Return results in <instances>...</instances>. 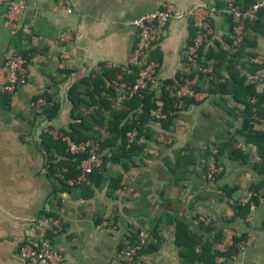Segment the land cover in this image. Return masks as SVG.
Returning <instances> with one entry per match:
<instances>
[{
  "label": "crops",
  "instance_id": "obj_1",
  "mask_svg": "<svg viewBox=\"0 0 264 264\" xmlns=\"http://www.w3.org/2000/svg\"><path fill=\"white\" fill-rule=\"evenodd\" d=\"M8 1L0 0V63L11 51L30 54L31 63L29 81L16 96H0V264H26L18 255L19 247L46 240L64 254L61 264H124L121 252L140 230L150 239L140 257L142 264H189L180 255L183 238L177 240L178 222L200 241L197 251L203 243L209 245L214 264H264L262 161L245 137L241 116L223 112L239 113L241 105L219 96L212 83L209 89L200 83L194 103L178 113L169 142L158 136L162 129L156 122H148L138 142L142 152L138 154L148 161L170 156L184 161L172 171L174 180L171 170L162 169L159 162L158 167H145L129 160L128 167L106 166L98 184L63 187L48 177L42 150L45 129L63 132L70 125L72 86H83L82 108L107 117V111L99 108L95 83L110 102L112 96L104 89L118 91L117 74L136 39L133 19L165 3L186 10L211 0H67L72 15L61 11L59 0H24L29 11L14 35L4 26ZM258 19L255 31L246 34L239 76L262 94L264 67H252L250 73L248 62L251 55L264 54V10ZM31 22L40 38L37 49L31 48L23 32ZM211 26L213 35L204 53L216 57L229 52V20L218 16ZM67 30L74 32V41L64 45L58 36ZM192 35L188 19L173 20L151 52L150 59L159 64L158 84L152 91L156 99L164 84L197 73L182 59ZM37 52L45 56L44 62L37 60ZM40 97L56 108L53 118L33 108ZM255 124V131H264L263 116ZM214 150L223 173L211 183L201 163L209 162ZM237 206L248 209L246 216L237 214ZM55 218H61L64 228L53 235L49 227ZM247 239L250 245L240 249Z\"/></svg>",
  "mask_w": 264,
  "mask_h": 264
},
{
  "label": "built area",
  "instance_id": "obj_2",
  "mask_svg": "<svg viewBox=\"0 0 264 264\" xmlns=\"http://www.w3.org/2000/svg\"><path fill=\"white\" fill-rule=\"evenodd\" d=\"M59 5L65 14H73V9L67 0H59ZM262 10H264V0H249L246 6L238 4L237 0H211L208 4L196 5L186 10H179L172 4L165 3L161 8L133 19L130 24L136 30V39L129 51L126 65L117 74L115 84L118 91L109 98L111 109H118L133 97H142L144 91L152 92L158 84L159 64L152 61L150 55L162 40L171 21L176 19H188L190 21L193 35L182 52L183 63L191 71L207 74V69L199 67V62L203 59L201 50L207 46L212 38L211 24L213 20L218 16L232 20L234 26L231 40L234 49H237L246 37L245 24L257 22ZM28 11V4L24 0H11L5 4L4 26L12 35L18 32ZM36 16L37 12L34 13V19ZM32 27L33 22L27 25L23 32L29 38L31 48L37 49L40 38L33 32ZM58 41L64 45L71 44L74 41V32L72 30L65 31L58 36ZM36 58L39 62L45 61V56L41 52H37ZM1 60L0 96L13 98L19 88L25 86L29 81L31 55L11 51L5 53ZM248 62L255 66L264 67V54L252 56ZM129 75L134 76L132 82L125 80ZM165 90L177 100L191 98L194 95L190 82L182 79L180 81L175 80ZM32 106L43 112L48 106V102L45 98L40 97L32 103ZM149 116L150 121L154 122H162L167 119L161 106L152 110ZM44 133L48 134L54 141L62 143L66 154L72 157L84 156L77 167L80 170L79 175L75 178L66 179L67 185H90V177L96 171L100 173L103 170L104 160L100 140L75 141L60 130L45 129ZM135 137L136 132L134 131L129 135L128 146L133 144ZM209 170L207 176L209 181L222 173L220 168L213 165H210ZM65 172L66 169L62 168L59 172V178L63 179ZM63 228L64 222L61 218H55L51 221L49 231L56 235L63 231ZM250 243L251 239H247L240 245V249L248 247ZM149 244L150 239L147 233L143 230L138 231L134 240L122 250V262L124 264H142L141 253ZM18 255L26 264H61L65 261L64 254L54 249L49 240L43 244L37 243V245L24 243L19 247Z\"/></svg>",
  "mask_w": 264,
  "mask_h": 264
},
{
  "label": "trees",
  "instance_id": "obj_3",
  "mask_svg": "<svg viewBox=\"0 0 264 264\" xmlns=\"http://www.w3.org/2000/svg\"><path fill=\"white\" fill-rule=\"evenodd\" d=\"M238 4L246 6L249 3V0H237ZM263 11V10H262ZM231 24L230 34L232 35L233 22L231 19L227 18ZM259 19L254 24H245L246 34L249 31H255L257 28ZM247 40V37L244 38L241 48L238 50L237 54L231 55L229 52L221 51L218 56H210V52H206L205 48L201 50L202 61L199 62V67L201 68H212V73L210 75H202V73L191 72L189 75H180L176 78L177 81L187 80L192 81V79L197 76L205 80L210 78L214 89L217 94L221 97H229L236 104L241 105L243 109V114L246 122H244L243 130L247 133L245 137L249 144L255 146L258 150V155L262 161L261 168L264 169V131H255L254 123L264 117V91L262 94L256 93L254 86L247 83L246 78H239L238 73H234L235 61L244 58V44ZM230 49L232 48V40L229 42ZM255 56L251 55L250 57ZM249 72L253 73L252 67L263 68L250 64ZM204 66V67H203ZM240 74V73H239ZM114 79V78H113ZM134 76L129 75L125 78L126 81L132 82ZM112 80V79H111ZM173 82L166 83L161 88L162 96L158 99L155 98L154 92H143L142 97H133L129 101L124 103V107L119 109H111L110 102L106 97L101 96L100 89L97 88L98 84L95 83V92L98 96L99 108H102L103 111H107L108 118L105 122V117L102 113H99L98 118H94L93 121L86 120L82 118V124H73L70 126V131H63L65 134H68L75 141L88 140L90 138H95V134H85L81 133V128L86 130H91L92 126L98 124L99 128L107 126L108 133L112 135L111 138H106L102 143V152L107 147H115L113 149L112 159H108V156L103 153L104 167L109 165L110 162L120 163L119 157L127 158L126 161L130 160L135 152L138 150L137 142L145 134V127L150 121V112L159 106L162 107V111L166 114L167 119L162 121L161 128L167 130L171 122L176 118L175 116L184 108L193 104L194 101L191 98H182L177 100L172 98L170 94L165 90L166 87L172 85ZM193 93H198L197 84L191 86ZM109 96H114V92L111 89H104ZM73 92V91H72ZM70 101L73 109L80 107L82 103L81 99H76V97L70 96ZM48 106L45 107V112H48L49 115H46L48 119L53 118L57 110L53 106H50L49 100H47ZM100 112V111H99ZM95 122V124H94ZM136 132V137L131 146L128 148L129 135L132 132ZM99 135L98 131H95ZM42 150L46 157L48 177L56 181L59 185L63 187H70L65 183L66 179L75 178L79 175L80 170H78L79 162L84 158V156L72 157L65 153L64 145L59 141H54L49 135L42 134ZM235 159H240V157H235ZM111 164V163H110ZM127 164V163H126ZM126 166V165H125ZM62 168L66 169V172L63 174V179L59 178V172ZM102 177L99 172H95L91 177V184H98L102 181ZM86 188L87 185H80ZM237 214L244 217L248 213V209L241 208L237 206ZM183 242L179 243L183 247L181 251V256L186 259V263L189 264H214V257L208 253L209 245L204 244L201 246L200 250H196L200 241L196 239L195 235L189 230V227L182 223L178 222L177 224V240H182ZM199 241V242H198ZM200 248V247H199ZM144 250L141 254H144Z\"/></svg>",
  "mask_w": 264,
  "mask_h": 264
},
{
  "label": "rangeland",
  "instance_id": "obj_4",
  "mask_svg": "<svg viewBox=\"0 0 264 264\" xmlns=\"http://www.w3.org/2000/svg\"><path fill=\"white\" fill-rule=\"evenodd\" d=\"M241 48V46L239 47V48H237V49H234V47H233V45H232V48L230 49L231 51H230V56L231 55H235V54H237V52H238V50ZM242 63V60L241 59H239V60H236L235 61V68H234V73H238V75H240L241 73H240V67H241V64ZM249 66V65H248ZM204 67V66H203ZM249 68V67H248ZM203 69H207V74H202V75H210L211 73H212V68H203ZM240 73V74H239ZM239 78H240V76H239ZM210 78H207V79H205V80H202V78H199V77H194L193 79H192V81H190V86H193L194 87V85L195 84H197V89H201V86H200V83H202V82H204L205 83V88L206 89H209V87H210ZM201 85H203V84H201ZM213 86V85H212ZM82 89H83V86L81 87V86H72L71 88H70V91H69V96H73V97H76V99H81L82 100ZM210 89H212V88H210ZM73 92H72V91ZM158 95H160L159 97H161L162 96V93L159 91V93H158ZM195 95V94H194ZM194 95H193V97L192 98H194ZM113 97V96H112ZM84 100H86V99H84ZM122 107H124V106H120L119 108H122ZM110 108H111V103H110ZM118 108V109H119ZM242 108V107H241ZM224 113H226V114H228V116H230V117H232L233 118V115L234 116H236V115H238L239 114V116H241V121H242V123H243V127H244V122H246V120H245V118H244V114H243V109L239 112V113H234V112H225V111H223ZM70 125H68L69 127L66 129V131H70V126L71 125H73V124H76V125H78V124H82V118L84 119H86V120H88V121H90V120H92L93 121V119L94 118H98V116H99V113H102V114H104L103 112H99V111H97V112H93V111H90V109H88V108H82V103L80 104V107H78V108H74L73 109V107H72V105L70 106ZM43 115H49L48 114V112H45L44 111V114ZM94 116V118H91L90 119V116ZM178 115V114H177ZM177 115L175 116L176 118H177ZM107 118H108V114H107V117H106V119H105V122H106V120H107ZM149 122H154V121H149ZM156 123H158V124H160L161 122H156ZM94 124H95V122H94ZM174 123H173V121L171 122V124L169 125V127L167 128V130H163L162 128V132L161 133H159L160 135H158V136H160V137H162V139L164 140L165 139V142L167 141V142H169L170 141V139H169V137L170 136H173L172 135V133L170 132V131H172L171 129H172V127L174 126L173 125ZM161 125V124H160ZM254 125H256L255 123H254ZM171 128V129H170ZM57 130V129H56ZM95 131H98L99 133V135H97L96 134V132ZM166 131V132H165ZM81 133H85V134H89V135H91V134H95L96 136H95V138H93V139H96V140H100L101 141V145H102V143H103V140H105L106 138H111L112 137V135H110L109 133H108V130H107V126H103L102 128H99V125L98 124H96V125H94V126H92V129L90 130H86V129H83L82 130V128H81V131H80ZM153 136V135H152ZM157 136V137H158ZM92 138H90V140H93ZM167 139V140H166ZM150 140H151V138H150ZM161 140V139H160ZM158 142V141H157ZM161 143H162V141H160ZM171 144H174V140H172V142H170ZM161 146H162V144H161ZM181 146V144L178 146V147H180ZM137 147L139 148V150H137L136 152H135V154L132 156V158H134L135 157V159H130V161H131V163H132V165H135V166H140V165H145V167H148L149 165L150 166H152V167H158V162L160 163V165L159 166H161V168L162 169H166V170H171V172L173 171H175V170H177L176 168H179V166L183 163L184 164V161H182V159H180V160H178L177 162H176V160H174V158L173 157H169V158H165V160H161V161H158V160H152V161H148L147 160V158H145L143 155L142 156H140L139 154H142V152L140 153V147H139V145H138V142H137ZM174 146H172V148H173ZM185 147V146H184ZM211 147V146H210ZM128 148H129V146H128ZM113 149L115 150L116 148L115 147H107L106 149H104V151L102 152V154L104 153V154H106V156H108V159H112V156H113ZM177 149V148H176ZM174 151V150H173ZM214 152H215V150L211 153V152H209V153H211V157L209 158V162H207V160H203V162L201 163V166L202 167H204L205 168V178H207V176H208V174H209V169H210V165H213V166H215V167H217V168H220V166L218 165V160H216L214 157H213V154H214ZM139 153V154H138ZM145 153V152H144ZM177 154H179L178 152L176 153V155ZM215 155V154H214ZM208 158V157H207ZM127 160V158H124V157H119V161H120V163H116L117 164V166H122V164H124V165H126V167H128V164L130 163V161L128 160V161H126ZM206 162H207V166H206ZM111 164H113V162H110ZM109 163V164H110ZM127 163V164H126ZM110 164V165H111ZM138 164V165H137ZM210 164V165H209ZM130 166V165H129ZM187 166H189V164H187ZM123 167V166H122ZM202 167H201V169H202ZM221 169V168H220ZM220 171H222V173H223V169H221ZM173 172H172V175H173ZM204 172V171H203ZM222 173H220V175L222 174ZM187 174V173H186ZM185 176V175H184ZM219 176H215L214 178H213V180H210V182L211 183H215V182H217V178H218ZM177 177H174V175H173V180L174 179H176Z\"/></svg>",
  "mask_w": 264,
  "mask_h": 264
}]
</instances>
